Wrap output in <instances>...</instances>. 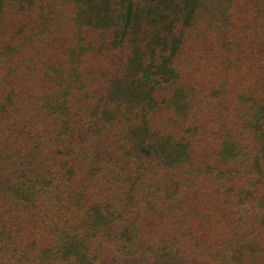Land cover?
<instances>
[{
  "label": "trees",
  "instance_id": "1",
  "mask_svg": "<svg viewBox=\"0 0 264 264\" xmlns=\"http://www.w3.org/2000/svg\"><path fill=\"white\" fill-rule=\"evenodd\" d=\"M0 264H264V0H0Z\"/></svg>",
  "mask_w": 264,
  "mask_h": 264
}]
</instances>
